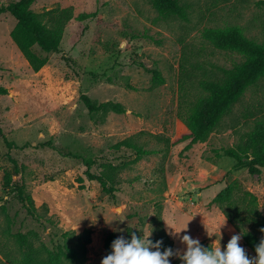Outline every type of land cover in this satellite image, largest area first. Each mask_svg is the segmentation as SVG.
<instances>
[{
  "label": "rangeland",
  "instance_id": "374dc122",
  "mask_svg": "<svg viewBox=\"0 0 264 264\" xmlns=\"http://www.w3.org/2000/svg\"><path fill=\"white\" fill-rule=\"evenodd\" d=\"M15 1L0 0V6ZM177 1L184 18L160 17L151 0H35V14L69 9L73 16L59 53L32 49L47 58L37 72L9 37L15 20L0 15V87L7 90L0 95V131L15 144L8 148L0 137V264L17 256L15 233L34 235V247L52 250L62 244L61 234L88 229L85 264H101L108 232L130 239L152 231L150 239L171 242L175 257L186 248L185 233L223 249L238 232L227 220L219 231L225 217L210 201L233 181L256 196L264 215V168L249 175L235 169L234 160L217 156L245 145L248 133L264 127V80L245 92L206 141L172 144L181 130L183 70L188 95L195 98L200 80L217 78L218 69L242 61L204 41L202 30L239 26L246 37L264 42V0ZM147 70H156L164 83L153 85ZM81 95L94 104L119 103L125 112L91 114ZM128 138L155 153L131 163L132 150L112 149ZM84 159L91 161L90 173L110 177L111 194L87 180ZM106 164L113 167L110 173ZM5 173L11 184L24 186L40 220L29 217L14 191L4 188ZM174 231L181 232L169 235ZM240 244L250 257L256 255L242 239Z\"/></svg>",
  "mask_w": 264,
  "mask_h": 264
},
{
  "label": "trees",
  "instance_id": "16d2710c",
  "mask_svg": "<svg viewBox=\"0 0 264 264\" xmlns=\"http://www.w3.org/2000/svg\"><path fill=\"white\" fill-rule=\"evenodd\" d=\"M34 1L18 0L2 5L0 6V15L9 14L15 20L9 37L27 60L31 70L37 72L47 63V58L37 56L32 49L38 47L45 54L59 53L64 27L73 16L69 9H53L35 14L30 9ZM260 3L264 4V1ZM151 5L160 17H185V10L179 6L177 0H151ZM74 19L80 20L81 16ZM201 37L216 50L237 54L242 58V61L234 62L228 69H218L220 75L217 78L200 80L197 83L200 95L195 98H190L188 95L187 87L184 85V79H187L188 74L183 70L177 108V118L180 121L181 130L172 144L187 140L190 141V144L206 141L245 92L260 80H264V42H257L246 37L243 29L239 26L205 28L201 32ZM147 72L151 75L153 85L164 83L163 78L156 70H147ZM6 94L7 90L0 87V95ZM80 100L91 114L99 112L123 114L125 112L119 103L94 104L86 95H81ZM0 137L8 148L15 146L4 137L1 131ZM47 145L51 144L48 142ZM121 148L134 152L135 157L131 163H136L155 153L137 145L131 138L124 139L112 146L113 150ZM64 155L74 159L78 158L77 155L69 152ZM217 156L234 160V168L237 170L246 169L249 175H258L260 169L264 168V127L258 125L248 133L245 145L224 148L221 150V155ZM83 161L87 168L85 171L87 180L98 182L103 191L111 194L112 189L106 188V182L111 180L110 177L107 176L105 180L102 176L93 175L89 172L91 161L88 159ZM103 167L109 170V173L113 169L110 164ZM45 181H53V179L45 178ZM77 182L81 185L82 178H77ZM11 183V175L5 173L4 188L14 191L16 199L29 217L36 221L40 220L42 215L38 213L32 197L25 192L24 186ZM210 204L216 205L222 211L227 222L241 234L243 245L255 253V246L260 243L261 239H264V231H262L264 215L258 208L256 196L241 190L238 183L233 181L217 193ZM42 209L47 212L45 205L42 206ZM46 222L52 225L49 218L46 219ZM90 234L88 229L77 235L73 232H65L61 234L62 244L55 246L52 250L41 245L38 248L34 247L32 242L35 239L34 235L12 234L17 256H9L8 264H85L87 260L86 247L91 241ZM115 238L117 237L113 232H108L104 236L105 256L111 251L110 245ZM157 240L160 239L152 238L153 242ZM200 243L205 247H212L208 243ZM171 245L168 239L163 240L161 251ZM179 256L170 257L171 264H182Z\"/></svg>",
  "mask_w": 264,
  "mask_h": 264
},
{
  "label": "clouds",
  "instance_id": "9594fccd",
  "mask_svg": "<svg viewBox=\"0 0 264 264\" xmlns=\"http://www.w3.org/2000/svg\"><path fill=\"white\" fill-rule=\"evenodd\" d=\"M225 221L226 219L219 225V231ZM151 232L143 231V235L139 236L132 233L130 239L118 236L112 241L111 251L102 258L101 264H171L170 257L174 255L172 248L168 247L161 251L163 240L153 242L150 239ZM180 232H170L169 235ZM241 238L239 233L231 235L222 249L220 243L205 247L199 239L185 233L181 239L186 248L179 258L182 264H264V239L255 246L256 255L250 257L240 244Z\"/></svg>",
  "mask_w": 264,
  "mask_h": 264
}]
</instances>
